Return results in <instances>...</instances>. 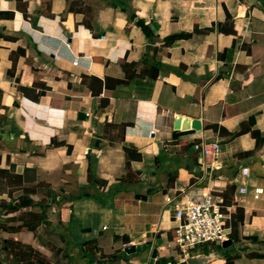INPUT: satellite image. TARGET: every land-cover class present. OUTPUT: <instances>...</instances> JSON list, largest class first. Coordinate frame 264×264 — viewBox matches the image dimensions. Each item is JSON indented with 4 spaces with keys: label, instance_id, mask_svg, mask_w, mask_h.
<instances>
[{
    "label": "crops",
    "instance_id": "0c3cea01",
    "mask_svg": "<svg viewBox=\"0 0 264 264\" xmlns=\"http://www.w3.org/2000/svg\"><path fill=\"white\" fill-rule=\"evenodd\" d=\"M0 169L52 192L48 225L0 231L7 264L9 238L49 264H172L166 200L197 190L244 210L233 264H264V0H0Z\"/></svg>",
    "mask_w": 264,
    "mask_h": 264
},
{
    "label": "trees",
    "instance_id": "16d2710c",
    "mask_svg": "<svg viewBox=\"0 0 264 264\" xmlns=\"http://www.w3.org/2000/svg\"><path fill=\"white\" fill-rule=\"evenodd\" d=\"M140 25L147 31L143 23ZM179 35H171L165 40V43L173 42ZM25 95L30 96L34 89L22 88ZM41 93L34 97L37 98ZM252 124V121H249ZM247 132V127L244 126L240 131L231 133L232 137H237ZM128 158H138L139 155H134L131 148L126 147ZM251 153H246L249 155ZM92 176V173L90 174ZM5 177V181L0 186V231L15 234L23 231L24 229L29 232H36V230L43 226L48 225V208L49 205L45 199L35 201L33 196L37 195L40 191L46 190L48 197H51L52 192L48 186L43 183H37L36 172L34 170H26L24 174L11 173L7 170L0 169V178ZM3 180V179H2ZM3 186V187H2ZM7 198H2V195ZM39 210L36 211V210ZM244 222V210L240 207L235 212L231 213L229 225L231 227L230 240L235 241L238 239L239 224ZM126 244L130 243L129 239L125 241ZM6 252L11 259H15L17 264H49L48 259L40 251L34 249L31 245L24 244L13 238H9L5 243ZM214 251H222L219 245L204 246L197 253L209 254ZM87 253H85L86 255ZM226 264H233L236 257L229 253V249L223 251ZM177 260H173L176 263ZM0 264H7L2 257L0 249ZM156 264H167L159 260Z\"/></svg>",
    "mask_w": 264,
    "mask_h": 264
},
{
    "label": "built area",
    "instance_id": "2783aa9c",
    "mask_svg": "<svg viewBox=\"0 0 264 264\" xmlns=\"http://www.w3.org/2000/svg\"><path fill=\"white\" fill-rule=\"evenodd\" d=\"M155 134L153 130L151 135ZM203 156L217 158L222 152L220 140L201 145ZM204 169L205 162L203 164ZM211 170V169H210ZM242 175L248 176L249 169H242ZM241 194L248 193L247 188L240 190ZM199 190L180 193L168 197L166 204L173 210L174 248L181 259H186L204 246L219 245L230 240L231 209L223 206L220 197L212 192L198 196ZM264 194L262 187H256L253 192L255 200Z\"/></svg>",
    "mask_w": 264,
    "mask_h": 264
},
{
    "label": "water",
    "instance_id": "95a60500",
    "mask_svg": "<svg viewBox=\"0 0 264 264\" xmlns=\"http://www.w3.org/2000/svg\"><path fill=\"white\" fill-rule=\"evenodd\" d=\"M255 1L259 2V0H255ZM80 116L83 117L84 115L81 114ZM191 129L200 130L201 129L200 121L196 120V119L192 120L190 118H182L180 116H176L174 118V121H173L174 132H176V133L179 131L186 132V131H189ZM141 197L142 196H140V195L136 196L137 199H140ZM142 198H143V200L146 199L145 196H143ZM231 245H232V241L228 240V241L224 242L221 247L223 250H226V249L230 248ZM222 257H223L222 253L220 251L212 252L209 254L201 253V254H197V255H192L186 259H181L174 264H210L213 261H215L216 259H221Z\"/></svg>",
    "mask_w": 264,
    "mask_h": 264
},
{
    "label": "rangeland",
    "instance_id": "374dc122",
    "mask_svg": "<svg viewBox=\"0 0 264 264\" xmlns=\"http://www.w3.org/2000/svg\"><path fill=\"white\" fill-rule=\"evenodd\" d=\"M2 179H3V180H2ZM2 179L0 178V186L2 185V182H4V181H5V177H3ZM2 187H3V186H2ZM2 193H3V190H1V191H0V194H2ZM2 197H3V198H7V196H6V195H5V196H4V195H2Z\"/></svg>",
    "mask_w": 264,
    "mask_h": 264
}]
</instances>
